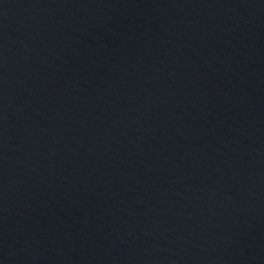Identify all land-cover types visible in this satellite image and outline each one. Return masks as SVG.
<instances>
[{
	"label": "water",
	"instance_id": "1",
	"mask_svg": "<svg viewBox=\"0 0 264 264\" xmlns=\"http://www.w3.org/2000/svg\"><path fill=\"white\" fill-rule=\"evenodd\" d=\"M0 264H264V0H0Z\"/></svg>",
	"mask_w": 264,
	"mask_h": 264
}]
</instances>
